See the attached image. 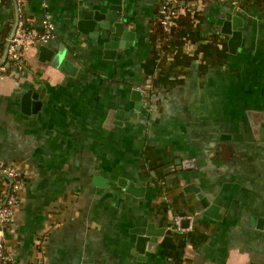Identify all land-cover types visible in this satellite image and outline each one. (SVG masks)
<instances>
[{"label": "crops", "instance_id": "0c3cea01", "mask_svg": "<svg viewBox=\"0 0 264 264\" xmlns=\"http://www.w3.org/2000/svg\"><path fill=\"white\" fill-rule=\"evenodd\" d=\"M162 1L27 0L32 28L41 31L48 16L54 29L22 50L20 67L0 73V157L22 181L5 227L6 249L17 262L264 259V228L250 223L264 216V0H180L174 35L165 40ZM111 4L134 39L106 56L103 43L73 18L80 6L107 11ZM225 6L243 17L238 44L219 24ZM13 18L11 0H0V41ZM41 44L52 56L64 45L74 73L41 59ZM134 89L143 92L141 108ZM28 90L40 104L26 111ZM120 178L144 186L142 194ZM6 187L0 176V195ZM233 199L239 206L228 216ZM211 203L221 205L222 217L205 212ZM190 213L193 228L178 229L175 217ZM150 221L165 233L139 253L133 230Z\"/></svg>", "mask_w": 264, "mask_h": 264}, {"label": "water", "instance_id": "95a60500", "mask_svg": "<svg viewBox=\"0 0 264 264\" xmlns=\"http://www.w3.org/2000/svg\"><path fill=\"white\" fill-rule=\"evenodd\" d=\"M243 2V0H242ZM120 7L116 4H111L109 9H89L86 10L80 6L76 15L73 18L79 31L87 33L96 38L97 41L103 43L104 53L106 56H113L118 47H126L133 43L134 31L125 27V22L119 19ZM17 12L15 11L14 21L11 27L9 37L12 35L16 25ZM222 30L232 34V41L238 44L242 37L241 27L243 25V17L235 13L229 6H225L218 18ZM131 41V42H130ZM41 59H48L59 66L66 73L72 74L75 70V65L71 60L64 58V45L60 46L58 53L52 56V50L46 45L39 46ZM143 92L139 89L133 90V98L136 99L135 106L141 108L144 104L142 100ZM22 104L26 111L28 108L34 110L40 104L37 94L32 91H27L22 97ZM237 136V135H236ZM178 163H183L192 167L195 160L192 158H179ZM197 181V180H196ZM119 182L127 187L129 191L136 194H142L144 186H137L134 182H130L127 178H120ZM191 185V184H190ZM195 190H199L195 189ZM239 206V200L233 199L226 212L228 216H234ZM221 205L211 203L205 210L206 213H211L214 217H222L223 212L220 210ZM250 223L264 228V216H251ZM136 233L135 249L139 253H144L146 249H153L160 235L165 233V227H156L153 221L145 225L136 226L133 230ZM251 264H264V259L261 261H253Z\"/></svg>", "mask_w": 264, "mask_h": 264}, {"label": "built area", "instance_id": "2783aa9c", "mask_svg": "<svg viewBox=\"0 0 264 264\" xmlns=\"http://www.w3.org/2000/svg\"><path fill=\"white\" fill-rule=\"evenodd\" d=\"M180 0H163L161 4L160 22L166 32H171L177 24L176 18L183 10L179 4ZM15 11L17 12L16 25L12 35L5 37L4 51L0 52V73L7 70L10 65L20 67L22 65L21 52L28 47L44 42L46 38L52 35L54 23L48 16L41 19L42 30L37 31L32 28L31 18L25 11L27 0H11ZM241 0H232L233 5L238 6ZM14 21V18H13ZM0 176L7 181V187L0 195V264H22L10 256L6 249L5 227L10 218L13 205L17 201L18 193L22 187V181L18 175L16 166L0 157ZM196 214L198 213L195 212ZM188 219V224L183 225V220ZM195 214H179L175 217V225L178 229L186 231L194 226Z\"/></svg>", "mask_w": 264, "mask_h": 264}, {"label": "trees", "instance_id": "16d2710c", "mask_svg": "<svg viewBox=\"0 0 264 264\" xmlns=\"http://www.w3.org/2000/svg\"><path fill=\"white\" fill-rule=\"evenodd\" d=\"M180 5V1H179V4ZM162 13H161V9H160V16H159V26H160V33L163 37V39H168V38H171L173 35H174V31H175V28H176V25L174 26L173 30L171 32H166L163 28V25L161 24L160 22V17H161ZM167 45V42H164L163 43V46ZM4 48H5V42L4 41H0V52L2 53L4 51Z\"/></svg>", "mask_w": 264, "mask_h": 264}]
</instances>
